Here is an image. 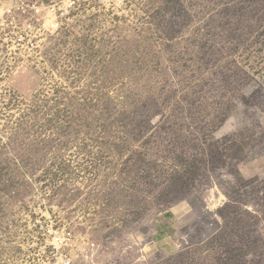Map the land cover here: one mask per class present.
Instances as JSON below:
<instances>
[{
  "label": "rangeland",
  "instance_id": "rangeland-1",
  "mask_svg": "<svg viewBox=\"0 0 264 264\" xmlns=\"http://www.w3.org/2000/svg\"><path fill=\"white\" fill-rule=\"evenodd\" d=\"M61 255L264 264V0H125L30 58L0 42V264Z\"/></svg>",
  "mask_w": 264,
  "mask_h": 264
},
{
  "label": "built area",
  "instance_id": "built-area-1",
  "mask_svg": "<svg viewBox=\"0 0 264 264\" xmlns=\"http://www.w3.org/2000/svg\"><path fill=\"white\" fill-rule=\"evenodd\" d=\"M124 3L125 0H0V42L12 55L30 58L42 39L58 31L79 9L93 6L112 13ZM54 242L69 246L65 238H54ZM58 264H73V260L61 255Z\"/></svg>",
  "mask_w": 264,
  "mask_h": 264
}]
</instances>
